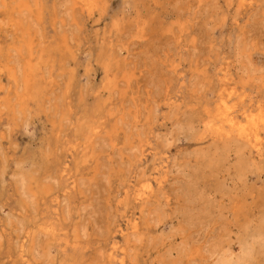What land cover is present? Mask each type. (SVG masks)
I'll list each match as a JSON object with an SVG mask.
<instances>
[{"label": "rangeland", "instance_id": "374dc122", "mask_svg": "<svg viewBox=\"0 0 264 264\" xmlns=\"http://www.w3.org/2000/svg\"><path fill=\"white\" fill-rule=\"evenodd\" d=\"M37 2L54 5L70 49L36 82L54 79L44 101L37 94L16 120H0V264H115L90 245L108 235L122 244L120 230L138 218L130 264H174L196 245L205 257L192 264H264V125L256 142L206 129L222 101L248 112L264 104V0H99L90 11ZM26 19L39 53L50 19ZM25 90L20 80L12 95ZM94 107L90 132L103 115L105 129L88 147L82 124ZM68 137L91 155L73 194L61 172ZM150 139L159 154L147 153ZM132 176L153 191L128 200L126 219L116 206ZM60 193L63 226L80 236L66 253L41 228Z\"/></svg>", "mask_w": 264, "mask_h": 264}, {"label": "bare ground", "instance_id": "6f19581e", "mask_svg": "<svg viewBox=\"0 0 264 264\" xmlns=\"http://www.w3.org/2000/svg\"><path fill=\"white\" fill-rule=\"evenodd\" d=\"M39 3L40 2H37V0H0V120H16V106L19 105V109L25 112L30 104L33 103V98L37 94L40 95V103L44 101V98L49 91L47 89L54 85V79L52 78L50 80L51 83L43 85H39V83L36 82L39 80L41 81L45 72V66L51 63L54 60V57L62 59L70 49L69 37L66 34H62L60 37L56 36L57 15L53 8L54 5L51 4L41 7ZM98 3L99 0H73L72 7L73 9L79 7L82 9L87 8L90 11L95 8ZM45 12H47V16L50 19L51 29L48 36L49 40H47L46 45L44 46L45 48H43L39 54L37 49V45L39 44L37 40L38 37L34 33L31 24L32 22H28L26 18L34 17L37 23L42 24ZM51 44L58 47V52H56L57 49L48 52ZM20 80L24 82L26 90L22 94L12 95V89L16 90ZM35 100L36 99H34V101ZM100 108H103V106ZM97 110L98 109L94 107L90 112H87V117H85L82 124V126L87 128L88 131L86 135L87 144H85V146L88 147L93 146V140L95 137L105 129V126L103 125L105 122V115H103L101 117L103 118V121L93 127L90 132V127L92 125L90 124V121L93 123L95 120ZM136 122L138 123V120H136ZM261 125H264L263 103L257 108L256 112H248L245 108H241L239 102L227 104L226 101H222V104L219 105L217 111L213 113L206 122V129L211 131V135H214L215 138L235 135L246 141L253 137L256 142L258 140L256 133ZM207 133L208 132H204L202 138H204L203 136ZM1 135L4 134L1 133ZM55 135L58 136V132H56ZM79 145L80 143L78 139L75 142L74 139L70 137H68L67 145H65L67 146V148L65 147V150L66 153L68 152L67 156L69 159L63 166L61 172L67 180H69L68 193L71 194L75 193L77 189L76 175L78 173L77 171H79L78 167L83 165L91 157V155L88 153L86 154L84 150H78ZM146 145L148 149L147 153L153 152L159 154V148L152 142V139L148 140ZM79 153L81 156L80 159L77 158ZM135 184L134 177L132 176L123 196L117 201L116 209L118 212H121L120 215L122 214L121 216H124L126 219H128V214L125 213V208L127 209L128 200L134 199L141 201L148 198L149 193H152L153 191L149 179L140 183L138 187ZM160 184L161 182L159 181L158 185ZM30 190L33 192V195L34 193H37L40 196L44 191V189L39 186L36 188L32 187ZM64 192L67 191L65 190ZM61 195L62 193L55 196L54 206L51 210L45 208L41 211L42 217L46 218L41 228L50 235L55 236V241L59 242L62 250H64L63 252L66 253L78 248L77 243L80 241V236L76 233L75 229L73 235L70 236L68 230L63 226L62 214L60 211ZM138 221L139 218L133 224L120 230L122 244L114 240L112 235H108L103 241L98 240L91 244L89 250L94 251L96 250V245H99L100 247L103 244L107 248L106 258L108 262L115 264H130L128 260L129 248L131 247L130 235L132 232L140 231ZM0 228L3 230V224L1 222ZM30 238V232H27L22 244ZM20 256L28 257L24 252H21ZM183 257V261L181 260L174 264H192V261L196 258H204L203 247L201 245L193 246L190 252L184 254Z\"/></svg>", "mask_w": 264, "mask_h": 264}]
</instances>
